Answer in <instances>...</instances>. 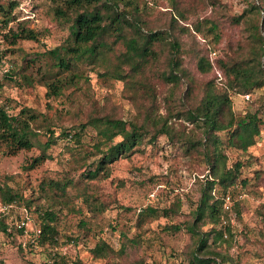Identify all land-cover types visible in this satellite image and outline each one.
I'll return each instance as SVG.
<instances>
[{
    "label": "rangeland",
    "instance_id": "obj_1",
    "mask_svg": "<svg viewBox=\"0 0 264 264\" xmlns=\"http://www.w3.org/2000/svg\"><path fill=\"white\" fill-rule=\"evenodd\" d=\"M11 1L18 2L14 13L20 20L27 19L32 28L45 34L39 41L19 40L15 45L0 36V103L8 102L14 111L23 106L35 111L39 118L33 125L39 136L31 150L15 155L5 154L0 147V183L7 182L23 190L26 196H37L39 184L45 179H62L67 175L74 178V184L68 188L69 203L60 214L59 246L54 249L68 256L72 260L69 264H214L215 258L220 262L223 257L227 262L224 264H264V125L261 136L248 151L228 149L229 166L238 159L246 162L243 176L248 177L249 183L228 193L231 200L226 203L225 199L217 225L208 220H195V211L211 176L203 155L188 154L182 139L183 134L201 136L194 123L176 116L179 103L184 100L180 97L188 86L184 79L173 95L171 83L156 81L153 87L156 113L170 117V125L177 135L173 138L159 135L153 144L143 143L129 157L109 163V177L86 180L81 176L84 168L80 165V155L92 152L96 131L91 126L82 130L80 125L87 121L93 107L141 122L145 113L141 107L150 106V95L144 88L137 100L129 99L123 81L100 76L92 70L93 65L83 64L81 69L89 73L90 81L83 80L77 89H65L61 96H49L39 81L44 65L39 55L65 41L68 25L51 20L50 0H0V5ZM146 1L149 3L146 13H151L150 27L166 26L174 15L178 17V26H188L189 31L176 32V35L182 41L184 65L198 82L194 92L197 99L201 98L202 85L208 79L216 73L219 80L223 78L219 68L208 74L199 73L197 59L205 57L215 63L219 58L249 55L253 47L250 25L260 20L256 12H251L250 5L254 2L264 5V0H180V9L186 7L183 19L173 9L172 0ZM215 22L219 26L208 30ZM12 25L16 23L11 22ZM199 26L201 29L196 30ZM16 69L20 73L12 74L13 78L7 76ZM24 73L33 77V84L22 77ZM231 98L236 115L242 117L264 106V86L247 95L234 92ZM188 100L195 103L192 96ZM171 103L175 105L172 113ZM49 125L60 138L47 150L50 158L30 168L33 158L42 151L40 142H45L50 135ZM65 131H80L81 143L65 137ZM92 157V160L97 158ZM87 183L89 189L85 190ZM85 193H89L90 199L96 196L106 203V210H91ZM211 195L218 197L219 189L213 188ZM149 205L160 209L174 207L177 213L170 218L148 214L140 221L141 211ZM6 219L8 225L17 224L23 230L13 235L0 230V264H53L50 260L53 248L39 243L41 224L37 212L13 205ZM193 222L195 232L189 228ZM167 223L181 224L182 228L176 232L168 230L164 228ZM101 238L116 252L109 257L95 258L91 249ZM200 238L206 239L203 249H199Z\"/></svg>",
    "mask_w": 264,
    "mask_h": 264
},
{
    "label": "trees",
    "instance_id": "obj_2",
    "mask_svg": "<svg viewBox=\"0 0 264 264\" xmlns=\"http://www.w3.org/2000/svg\"><path fill=\"white\" fill-rule=\"evenodd\" d=\"M179 2L180 0H172V7L178 16L185 19L186 7L180 9ZM17 6V1L0 5V36L12 45L19 40L39 41L45 33L32 28L27 19L20 20L14 13ZM250 6L251 12H256L260 20L252 21L250 25L253 47L249 55L219 58L215 63L205 57L198 58L196 70L199 73L208 74L219 68L223 78L219 80L216 73L208 79L202 85L201 98L197 99L194 92L198 82L195 75L184 65L181 55L182 41L176 35V32L186 33L189 28L186 25L178 26L177 16H172L168 25L153 28L150 27L151 13H146L149 7L146 0H50L51 20L58 25L67 24L69 35L63 43L47 48L39 55L44 60L39 81L47 88L49 96H61L65 89H77L83 80L90 81L89 73L81 69L83 64H87L93 65L92 70L100 76L123 81L129 91L126 94L129 99L137 100L144 88H147L151 100L150 106L141 107L145 111L141 122L116 117L101 112L97 106L93 107L87 121L80 125L82 130L91 126L96 131V143L92 152L79 154L82 159L81 168H84L81 176L84 179L107 178L110 176L109 163L129 157L143 143L153 144L159 135L165 134L172 138L177 135V131L170 125V117L156 113L153 87L156 81L171 83L173 95L174 89L179 88L184 79L188 86L183 97H180L184 100L179 103L176 116H183L194 123L201 131V136L183 134L182 139L188 154L200 152L203 155L210 167L211 176L195 211V220H208L206 222L214 225L221 221L222 206L228 193L239 185L246 186L249 183L248 177L243 176L246 162L238 159L229 166L228 149L248 151L255 145L257 137L261 136L264 125V106L238 117L231 98L234 92L247 95L264 86V5L254 2ZM11 22L16 25L10 26ZM201 24L202 21L199 20V25ZM218 26L219 22H215L208 30L212 31ZM200 29L199 26L196 30ZM215 38L218 39L219 36L216 35ZM1 62L0 52V67ZM101 67L103 71L99 70ZM18 73L20 70L16 69L9 71L7 76L13 78L12 74ZM22 77L29 84H33L31 75L24 73ZM190 96L195 103H188ZM169 108L172 113L175 105L173 107L171 103ZM13 109L8 102L0 103V147L9 155L31 150L39 136L33 125L39 118L38 114L27 106L18 111ZM48 127L50 135L45 142H40L42 151L33 158L30 168L50 158L47 150L60 138L56 136L55 128L50 125ZM192 132H195V128ZM63 134L70 140L81 143L80 131H65ZM92 156L97 158L92 160ZM73 184L74 178L68 175L62 179H45L39 184L40 191L36 190L37 196H26L23 190L15 189L7 182L0 183L1 202L22 206L25 210L38 213L41 224L39 243L43 247L53 248L50 252L53 264H69L72 261L55 249L59 246L60 214L63 206L69 203L68 188ZM213 188L219 189L218 197L213 198L211 195ZM88 189L87 183L85 190ZM88 194L85 193V200L91 210H106V203L96 196L90 199ZM42 200L45 202L42 203ZM9 210L0 214V230L7 235H13L15 231L22 232L23 229L17 224L12 226L6 223ZM176 213L174 207L160 209L149 205L141 211L139 219L144 221V216L148 214L170 218ZM195 225L194 222L189 225L194 232ZM164 228L176 232L182 225L167 223ZM205 246L206 239L200 238L199 249ZM91 252L95 258H105L116 251L101 238ZM194 257L202 262L198 255ZM225 260L223 257L218 262L215 258L214 264L227 263Z\"/></svg>",
    "mask_w": 264,
    "mask_h": 264
},
{
    "label": "built area",
    "instance_id": "obj_3",
    "mask_svg": "<svg viewBox=\"0 0 264 264\" xmlns=\"http://www.w3.org/2000/svg\"><path fill=\"white\" fill-rule=\"evenodd\" d=\"M231 200L230 195H227L226 197V203L229 202ZM12 207V204H7V203H3L0 201V214L6 213L10 208ZM227 208H229V206L227 205ZM24 224V222H22ZM40 232L39 231V235L40 236Z\"/></svg>",
    "mask_w": 264,
    "mask_h": 264
}]
</instances>
